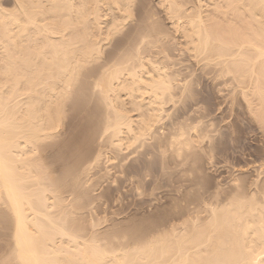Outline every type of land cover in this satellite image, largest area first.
<instances>
[{"label":"bare ground","instance_id":"bare-ground-1","mask_svg":"<svg viewBox=\"0 0 264 264\" xmlns=\"http://www.w3.org/2000/svg\"><path fill=\"white\" fill-rule=\"evenodd\" d=\"M5 1L4 6L0 2V231L9 228V246L5 256L2 255L5 251H1L4 257L0 255V264H264L263 181L258 190L261 192H256L260 195L256 197L244 187L242 191L249 195L239 193L242 187L238 184L239 177H232L235 185L232 182L231 185L239 188L240 195L235 191L226 194L228 197H222L223 201L219 202L222 205L215 201V208L213 196H210L213 203L206 206L210 208L198 209L201 213L205 211L207 216L200 217L198 211L188 218L185 214L187 219L182 217L180 229L179 221L176 222L178 227L171 224L169 230L157 231L158 234L150 239L148 231L145 233L149 237L142 238L138 229L132 231V226L129 227L132 232L122 231L124 235L118 230L119 235L135 244L132 246L129 242L132 247L124 250L122 247L126 246L119 245L116 236L108 234L110 229L105 228L109 232L103 234L105 237L101 235V240L100 230L95 225L97 221H85L89 224V234H83L82 231L87 232L84 222H77L92 199L89 186L85 187L88 179L86 184L85 180L79 181L82 186L85 184L83 188L75 180L78 173L82 176L79 163L84 157L90 162L94 153L92 165L101 163L103 155L107 162L119 159L123 166L128 161L135 162L139 155L147 160L153 151L161 152L169 154L167 161L160 154L166 163L174 161V166L170 163L173 167L170 170L182 167L178 172L182 174L186 158L190 156L192 161L196 159L193 155L197 157L201 153L198 144L208 136H203L199 130L200 123L190 124L189 128L184 125V121L188 125L189 119L187 116L186 122V113L180 110L186 97L194 101V93L197 94L194 89L197 85H193L197 82L192 84L195 67L192 63L189 67L194 69L189 73L184 71L183 75L182 69L188 66L177 64L176 60L180 59L174 58L176 53H172L177 46L176 50L186 52L190 60L196 62L194 64H200L201 76L202 72L213 74L224 86L226 83V86L228 83L234 85L249 117L264 128V0H195L192 4L191 0H156L174 36L158 23L154 12L155 16L147 12L146 20L136 19L132 26L134 32L124 44L107 54L105 51L113 37L120 35L133 21L135 0ZM181 52L177 54L182 57ZM194 76L198 77L196 73ZM72 100L76 109L86 104L93 113L97 111L98 116L92 118L91 114V121H87L88 118L80 120L81 124L85 120L87 131L84 128L83 132H90V144L82 150L80 147L82 152L79 153L74 142L72 145L68 140L77 151L67 147L71 152L66 156L64 150L63 155L73 162L69 164L68 159L64 162L66 158H62L56 176L47 163L52 164L49 158L54 159L52 162L60 161L59 157L55 160L58 153L55 148H46L62 142L57 138L63 135V121L68 113L64 108H69L67 104ZM168 108L180 111L169 116L170 121L165 123ZM173 111L171 114L175 113ZM77 114L79 117V112ZM103 146L110 149L107 155V149H103L105 153L102 154ZM61 147L58 145L56 150ZM48 151H52L51 157ZM43 153L49 155L48 159ZM145 163V170L139 171L141 175L149 165ZM84 165L86 167V163L81 166ZM164 166L167 169V164ZM135 168L124 172L127 183H131L136 192L139 179L135 178L138 174ZM124 179L123 182L127 180ZM71 188L69 194L74 192V198H64V190ZM175 207L172 210L176 213L179 206Z\"/></svg>","mask_w":264,"mask_h":264},{"label":"rangeland","instance_id":"rangeland-1","mask_svg":"<svg viewBox=\"0 0 264 264\" xmlns=\"http://www.w3.org/2000/svg\"><path fill=\"white\" fill-rule=\"evenodd\" d=\"M193 1H195V0H191L189 2L192 4ZM0 2H2V4H3L2 6H4L6 3L5 0H0ZM156 3H157L156 0H135V6H134V11H133V15H134L133 21L130 22L128 24V26L125 27L124 31L120 35L113 37L110 45L107 47V49L105 51L106 54H107V52L109 53V51L112 52V50L114 51L115 49L121 47L124 44V42L126 41V39H128L131 36V33L134 32V31H132L133 30L132 28L134 27V24L137 21L136 19L141 17L140 18L141 20H142V18H143V20L144 19L146 20L149 17L148 13L154 12L156 16L153 13L152 14L155 16V19L157 18L156 20L160 21V22H158V21L157 22L159 24L161 23L160 24L161 26L163 25V27H164L163 29H165V30L167 29L170 32V30L168 29L169 28V26H168L169 21L167 20V17L163 15L164 14L163 11L161 10V8H158ZM190 3H189V5H190ZM152 7H153L154 11L152 10ZM146 13H147V15H145ZM138 21H139V19H138ZM127 35H128V37H127ZM171 35L174 36L173 33H171ZM177 47H179V46H177ZM177 47H176V49H178ZM176 49L172 53H176L175 55H177V56L174 55V58L176 57V58H179L181 60L180 61L178 59L177 60L175 59L177 61V64L182 63L181 64L182 67L184 65L186 67L188 66V68H186V69H185V67H184V69L181 68L182 69L181 72L183 73L185 71V72L189 73L195 67V69L192 71V73L194 72L193 74L195 75V73H196L198 76L196 78V76L193 75V80H192V84L197 82V84H193V85H197V87L194 86V89L197 93V94L194 93V98H193L194 101H191V99H189V97H186V100H185L186 102H184V105H182L180 107V110L182 109V111H184L186 113V115L184 116V120H186L187 119L186 117L188 116L189 122L191 121L189 123V122H187L188 120H186L188 125L193 124V125L197 126L198 125L197 123H200L201 125L200 124L198 125L199 130L202 132L203 136L205 134L208 136L207 138L203 137L204 138V139H202L203 141L202 140H201V142L199 141L200 143L198 144V146L199 147L201 146L199 148V152L201 151V153H199V155L201 154V156H199V155H198L199 157L197 156L198 160H196L197 157H194V155L192 158H196V159H193L192 161H191L190 156H188L189 158L188 157L186 158V160L189 162V164H187L188 162L185 161L184 164H186V165H182L183 167H185V168H183L184 170L182 171L183 174L180 172L183 176L180 173H178L179 171H181L182 167L180 170H177V171H176V167H174V169L170 170L171 168H173L172 165H173L174 161H173V163H171L170 161H168V163H166V161L169 158V154H167L168 152L166 153L167 155H165V154H162L161 152H155V151L152 152V156L154 155L155 158L152 156L150 157V155H151L150 153H149L150 155H149L147 160L144 159L145 158L144 156H143L144 158L141 159L142 155H139L140 157L137 156V158L139 160L136 158L135 162L128 161L123 166H122L123 163L118 161L119 159L117 160V158H115L116 160L112 159V161L110 160V162H107L106 161L107 158H105V156H103V155H101L102 157H100V159L102 158L100 161L101 163H99V164L94 163V165H92V163H93L92 158L96 156V153H94L90 157L91 158L90 162L88 159H86L84 157L83 162L79 163L80 168L78 166V169L81 170L80 172H82V176L80 175L81 173H78L79 170L77 169V171H78L77 173L79 174V177L77 176L78 174H76V176L79 179L81 177H84V178L87 177L86 175L88 174L87 178H85V179L81 178L83 180H81V179L79 180L77 178L75 180L76 181L78 180L77 183L78 184L80 183V185H79L80 187L82 186L81 185L82 181L85 180L84 181L85 184H86V182L89 181L87 183L88 185H86L85 187L89 186V189H90L89 192L91 194L90 198L92 199V200H90V198H89V200H90L89 202L90 203L92 202V203L90 206H89V204H90L89 202H88L89 204L87 203L85 205V207L82 211V213L84 215L82 214L83 215L82 219H79V221L77 222L78 224H81L82 222H84L83 225H84V228L86 227L85 229L87 230V232L82 231L83 234L87 235V233L89 232V230L87 229L89 227L88 226L89 224H87L86 222L89 223L90 221H92V222L96 223V221H97V223L95 225H97L96 227L98 228V231L100 230V232H101V233L99 232V234H100L99 237L101 238V240H103V237H105L103 234L107 235L106 233L111 231L108 234H111L113 236L115 235L116 236L115 239L120 243L119 245H121V243H122L121 246H126V247H122V248H124V250L128 249V247L131 244H132V246L135 245L131 242L132 241L131 239L129 240V242H131V244L129 245V242H128V239L126 238V236H122V235H124L123 234L124 232L131 231V229L129 230L130 226H132L133 232L137 231L134 229H138L137 233L139 232L138 234L141 235L142 238L147 236V237H145L147 239L149 237L148 235H150V237H149V239H150L151 236H153V234H154V236H156L159 232L163 233L165 231V229H166V231H167V229L169 230L171 224L176 225V227H178L177 226L178 224H176V222L179 223V221H180V223H179L178 229H180L181 228V226H180L181 221H183V219L184 220L187 219L189 214L197 212L198 209L203 210V208H204V210H206L207 208H210V207H206V206H210L209 204L213 203L212 200H214V204H212V205H214L213 207L215 208V201H217L216 203L218 204L219 202L223 201V198L224 199L227 198L228 195H231L232 193H235V192L237 193V191L239 192V188H240L239 193H242L244 191V189H243V187H244L245 190L247 189L246 192L248 191L249 194L255 193L254 195L256 196L261 192V190H260V192L258 191L260 188H262V186L259 188V185L263 184L262 181L264 182V128L261 129L260 125L257 122H255V120H253L249 117L250 114L247 111L246 107H244L245 104H244V102H242L243 100L239 96V93L236 94V91H234L235 90L234 85H229L230 83H228V85L226 86V84H227L226 83L224 86L223 83H221V81H220L221 79L220 80L218 79L219 81H217V79L215 78V76L213 74H210L211 76L206 74L207 75V78H206L205 77L206 75L204 74V72H202L203 70L201 71L202 72V76H201V73H199L200 72L199 70H201L200 69L201 67H198V66H200V64H198V65L194 64L196 62L195 61L192 62V60H190V58L187 56L186 52L184 53L183 51L182 52L179 51L180 49L179 50H176ZM177 51L181 52L180 54L182 55V57L179 55V53L177 54ZM184 54H185V57H183ZM188 59H189V61H188ZM192 63H193L194 67L192 66V69H191L190 68L191 66L189 67V65H192ZM180 67L181 66L179 65L176 68L180 69ZM189 68L191 70H189ZM184 73H183V75H184ZM199 75H200V77H199ZM210 77H212L211 79L214 78L216 80L213 81L214 79L211 80ZM198 78H199V80H198ZM193 81H195V82H193ZM198 82H199V84H198ZM218 83H221V85H223V86H221V85L217 86ZM232 87H233V91L235 92L234 93L232 91L233 94L231 92ZM231 94L233 95V97ZM195 99H196L197 104L199 102L198 107H197V104L194 103ZM187 101L191 102V103H189L190 105H192L191 107H188L190 105L187 103ZM70 102H72V103L69 104ZM70 102L67 104L69 106V108L67 106H65V108H64L66 110L65 112L68 111V113H66L65 120L63 121L64 125H63L62 130H61L63 135L60 134L61 136L59 135V137L57 138V140L62 141V142L58 143L56 141L57 143H55V145H54L56 147L58 145H59V147H61L63 144V145H65L64 146L65 149H64V147L63 148L61 147L62 149L58 148V150L59 149L60 150L57 151L56 147H51L48 149L46 148V150H50V149L55 148L54 150L58 153L57 154L54 152V150H52L53 153L57 154V157L55 158V160H57V158L59 157L60 161L57 160L55 162L54 161L52 162L53 158L52 159L49 158V160L51 162L46 160V159H48L47 157L49 156V155L47 156V153L49 152L50 157H51L52 151H48L45 155L44 153L46 152V150L43 149L45 152L42 150V152H44L43 155H45V158H46L45 159L46 163H47V161L50 164L52 163L51 165H49L47 163L48 167L51 166L53 172L56 173V176L58 175L57 170L59 169V168L57 169V166L60 167L61 163H63L62 160L64 158H66L64 156L65 154L63 155V153H65V151H66V156L67 155L69 156L71 151L68 152V149L71 150V148H73L72 150L77 151V149H75V146H76L78 148V151H79L80 149L82 150L83 148H86V145L90 144V138H88V137H90V132H87V133L83 132L84 128H85V132L87 131L86 130L87 126H85L86 125L85 120L88 118L87 121L88 120L91 121L95 115L98 116V114H97L98 112L94 110V113H95L94 114L93 109L90 106L87 107V105L84 104V106L81 109L79 108L80 106L77 107V109H76L73 105L74 104L73 100ZM192 102L194 103V105ZM70 105H71V108L73 106L76 110L74 108L71 109ZM185 107L189 108V109L185 110L186 109ZM190 108H192L194 111L192 109L190 110ZM170 109H169L168 116H166L164 118V120L166 119L165 123L170 121L169 120L170 117H172L174 114H176L177 110L180 111L179 109L174 108L172 110H174L173 112H175V113L171 114L172 110H170ZM86 110H88V112ZM80 111H82V112L80 113ZM187 111H188L189 115L187 114ZM78 112H79V117L84 115V114H87V115L82 116L80 119L78 117V114H77ZM84 112H86V113H84ZM88 114H90V117L88 116ZM91 114H93V116ZM91 116H92V118H91ZM78 118H79V120H77ZM82 118L85 119L84 121H82L84 124H81L80 120H83ZM95 118H96V116H95ZM167 120H169V121H167ZM192 120L193 121L195 120V122L192 123L193 122ZM184 125H186L188 128L191 127V125L188 126L187 124H185V121H184ZM199 126H201V127H199ZM171 132H173V131L169 130V133H171ZM79 133H80V135H79ZM82 133L86 136H83ZM79 137H80L81 141H79ZM82 139H83V141H82ZM85 139L88 142L87 144H86V141L84 142ZM68 140L71 143L74 142L75 146L71 147L73 145V143L71 145L70 142H67ZM65 141L68 143L67 146H66L67 143H65ZM76 142H78V143H76ZM79 142L83 143V144H80V146H79ZM56 144H58V145H56ZM67 147H69V148L66 150ZM103 147L101 148L102 154L105 153L104 150L107 149V148H105V147L103 148ZM150 149L151 148H149L148 150H150ZM81 150L79 151V153L82 152ZM109 150L110 149L106 150L105 155H107ZM74 151H73V153H75ZM151 151H152V149H151ZM76 153H78V152H76ZM110 153L113 154L111 151H110ZM197 154H198V152H197ZM61 155H63L64 157ZM77 155H76V157H77ZM156 155H159L158 156L159 158ZM160 156L165 158L166 161L163 158H160ZM166 156L168 158H166ZM67 159H68V157L66 159H64L63 161L65 162V160H67ZM84 159H86V160L84 161ZM160 159L161 160L163 159L165 161V162H163V160H162V162L164 164H167V166H166L167 169L164 168L165 167L164 164L163 165L161 164L162 162L159 161ZM71 160H73V159H71ZM71 160L68 159L67 162L70 164L71 162H73ZM80 160L82 161V158H80ZM169 160H171V159H169ZM117 161H118V163H120V165L117 164ZM144 161L148 162L147 164H149L148 165L149 168L147 167V169H146V173H148V174L144 173L145 171H143V173H142L143 175H141L140 172H142V170H145L144 168L147 166ZM157 161H159L161 163H159ZM193 161L195 162V164ZM56 162H59V163H57V165H56ZM84 162L86 163V167H85V165L81 166V165L85 164ZM129 162H130V164H129ZM142 162H144V163H142ZM150 162H151V164H150ZM192 162L194 165L192 164ZM152 163H153V165H152ZM58 164H60V165H58ZM69 164H67V165H69ZM128 164L130 166H132L131 164H133V166L128 167L129 166ZM196 164H198V165H196ZM55 165H56V167H55ZM87 165L90 167H88ZM150 165L152 167H150ZM120 166H121L123 171H121ZM81 167L82 168L85 167L84 169L86 171L88 170V168L90 170H88L89 172L87 171V173H83L86 171L84 169H83L84 170L83 171ZM117 167L120 168V170ZM142 167H143V169H138V168H142ZM129 168H133V169L135 168L136 169L135 172H137V170H138V172H137L138 176L136 175L135 178H136V180L139 179L138 180L139 181L138 190L140 191V189H141L140 192H138V190H137L136 191L137 193H136L135 192L136 188L132 187L131 183L130 184H129V182L127 183L128 178H127V175L125 174L124 171H126V170L129 171L130 170ZM150 168L153 170H151ZM162 168H164V169H162ZM178 169H179V167H178ZM163 170H165V171H163ZM161 171L164 175L161 174ZM55 173L53 175H55ZM120 173L122 175H120ZM123 174L126 176H124ZM144 174L148 175V176H145ZM142 177H143V179H142ZM232 177H235V178L239 177V178H237V179H239L238 180L239 183L238 182L237 183L242 185V187L236 188V186H235V188H236L235 189L234 186L231 185V182L233 183ZM144 178H145V180H144ZM86 179H88V181H86ZM122 179H124V180L127 179V180L123 182ZM240 179H242V181ZM140 180H141V182H140ZM79 181H81V182H79ZM120 182H121V184L122 183L124 184V185L122 184V187L120 185ZM142 182H143V184H141ZM242 182H244L245 184H242ZM85 184H83V186L81 188H83ZM233 185H235V184L233 183ZM257 185H258V189L256 191L255 189H256ZM123 186H124V188H123ZM128 186L133 188V190L131 191L130 190L131 188H129ZM232 188H234L235 190L232 191ZM89 189L84 188L83 190L88 191ZM242 189H243V191H242ZM66 190L68 191V192H66L67 195L65 194ZM66 190H64V192H63L64 193L63 197L64 198H74V196H75L74 192H71V194H69L70 191H72L73 189L71 188L70 190L69 189H66ZM251 190H254V191H251ZM213 191L215 192V194L213 193ZM216 191H218V193H216ZM256 192H259V193L257 194ZM239 193H237V194H239ZM243 193L248 194L245 192H243ZM90 194H89V196H90ZM216 194H219V195H216ZM226 194H228V195H226ZM71 195H73V196H71ZM214 195H215V197H214ZM65 196H67V197H65ZM68 196H70V197H68ZM210 196L211 197L213 196L212 200H211ZM217 196H219V197H217ZM256 197H259V196H256ZM214 198H218V200H216ZM141 200L142 201L144 200L145 202L144 201L142 202ZM181 204H183L185 206L183 207V205H182V207H181ZM186 205H187V207H186ZM212 205H211V207H212ZM218 205L220 206L222 204L219 203ZM218 205H216V208L219 207ZM177 206H179L178 212L175 213L172 209H174V207L177 208ZM191 209H192V211H190ZM185 211H187V212H185ZM202 212L203 213H201L200 211L197 212V213H199L200 217L202 216L204 218L205 215L207 216L205 211H202ZM200 213H201V215H200ZM185 214H186L187 218L185 217ZM191 215L194 216V214H191ZM191 215H190V217H192ZM83 217H85V218H83ZM180 217H181V219H182V217H184V218L182 220H179L178 218H180ZM162 218H164L165 220ZM89 219H91V220H89ZM177 219H178V221H176ZM85 223H86V225H85ZM140 223L143 226H141ZM146 225H149V226H146ZM108 226H109V228H108ZM148 227L149 228L151 227V228L147 229ZM105 228L108 230L110 229V230L108 231ZM8 229H6V231H0V236H1L0 237V255H1V251H5L4 252L5 254L2 252V255H4V256L6 255V251H7V248L9 246V244H8L9 242H8V238H7V234L9 231ZM104 229H105V231H104ZM112 229H114V230L117 229V232H116V230L114 232V230H112ZM126 229H127V231H126ZM140 229H142V230L147 229V230L142 231ZM118 230L121 231L120 234H122V235H119ZM122 231H123V233H122ZM147 231H148V233H147L148 235L145 233ZM150 231L152 232V234H150L151 233ZM157 231H158V233H157ZM82 232L80 233L81 235H83ZM85 232H86V234H85ZM116 234L118 236H122V237H118ZM4 235H5V237H4ZM2 238L4 240H2ZM5 238H7V240ZM120 238H123L122 242H121ZM145 238H144V240H145ZM124 240L127 241V243L124 242ZM4 242L7 244H5ZM132 246H130L129 248H131ZM4 256H2L1 258H3Z\"/></svg>","mask_w":264,"mask_h":264}]
</instances>
